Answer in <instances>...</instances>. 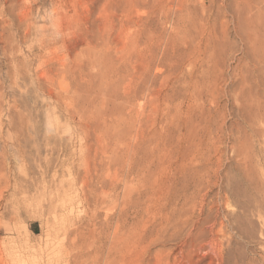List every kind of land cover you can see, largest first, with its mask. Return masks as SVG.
<instances>
[{"label": "rangeland", "instance_id": "rangeland-1", "mask_svg": "<svg viewBox=\"0 0 264 264\" xmlns=\"http://www.w3.org/2000/svg\"><path fill=\"white\" fill-rule=\"evenodd\" d=\"M221 221L264 264V0H0V264H216Z\"/></svg>", "mask_w": 264, "mask_h": 264}, {"label": "bare ground", "instance_id": "bare-ground-1", "mask_svg": "<svg viewBox=\"0 0 264 264\" xmlns=\"http://www.w3.org/2000/svg\"><path fill=\"white\" fill-rule=\"evenodd\" d=\"M219 7V6H218ZM237 11V10H236ZM242 11V10H241ZM244 11H246L244 9ZM242 11V12H244ZM248 11V9H247ZM251 11V10H250ZM249 11V12H250ZM234 12V11H232ZM239 14V11H237ZM252 13V11H251ZM234 14V13H233ZM242 14V13H241ZM248 14V13H247ZM254 15V14H253ZM235 16V15H234ZM239 16V15H238ZM255 17V16H253ZM237 18V17H236ZM239 18V17H238ZM248 19H250V16L247 17ZM246 18V19H247ZM242 19V18H241ZM240 21V20H239ZM248 21V20H247ZM251 22V20H250ZM249 22V24H250ZM252 25H250L251 27ZM243 27V26H241ZM245 27V26H244ZM249 27V25H248ZM249 27V28H250ZM246 30L248 31V29L246 28ZM246 30H243V31H246ZM254 30V29H253ZM241 32V31H240ZM19 182V181H18ZM16 184V183H15ZM35 184V183H34ZM51 184V183H50ZM21 185V184H20ZM19 186V184H18ZM17 186V188H18ZM9 187V186H8ZM16 187V185H15ZM33 187V186H32ZM32 187H30L29 185H21L20 187V190L21 192L23 193V195L25 194V196L27 194H31L32 193ZM14 188V187H13ZM45 188V187H44ZM43 188V189H44ZM36 189V190H35ZM34 191H35V194H36V191L39 192L40 189L39 187L37 186V188H35ZM14 191H16L15 189H13ZM42 190V189H41ZM2 191V190H1ZM45 191V190H43ZM50 191V190H49ZM13 193V192H12ZM21 193V194H22ZM40 193V192H39ZM43 193V192H42ZM38 194V193H37ZM20 195V194H19ZM33 195V194H32ZM31 195V196H32ZM25 196L23 198H25ZM29 196V195H28ZM18 197V196H17ZM15 198V197H14ZM22 198V199H23ZM18 199V198H16ZM15 199V200H16ZM27 199V197L25 198ZM30 199V198H29ZM29 199H27L29 201ZM53 199V198H52ZM20 201V200H19ZM18 201V203H19ZM26 201V200H25ZM54 201V200H53ZM22 202V201H21ZM20 202V203H21ZM23 202H24V199H23ZM22 202V203H23ZM52 202V201H51ZM66 202V201H65ZM54 203V202H53ZM51 204V203H50ZM54 205V204H53ZM59 205V204H58ZM55 206V205H54ZM50 207H53V206H50ZM16 209V208H15ZM14 209V210H15ZM55 211V209H54ZM196 213L195 211L192 212V214L184 219L182 216H179V217H170L168 216L167 219H166V224L162 227L163 230V233L161 232V234H157V237L155 239V241H163V238H164V235L165 233H167L168 235L166 236V238L164 239V243H170L172 244L169 248V252H174L176 249H177V245H181V249H184V248H188L189 246H193L194 242H196L200 237H202L205 233V230L203 229V226L200 224V221L199 220H194ZM13 216V215H12ZM218 223V222H217ZM217 223L214 222V227L212 229V237H211V240L209 242V244H211L212 246L215 247V250H216V264H240L233 256L232 254L230 253H227L225 254V252H222L220 249L222 248L221 247V242H220V238H219V230L221 231L222 230V226H223V222H219L218 225H220L221 229L220 228H216L217 226ZM215 228L217 229L215 231ZM161 229V230H162ZM160 230V231H161ZM174 242V244H173ZM179 243V244H178ZM76 252V251H75ZM184 252V251H182ZM91 253V252H90ZM73 254V253H72ZM158 254V253H157ZM156 254V256H157ZM81 255V254H79ZM79 255L78 254H74V258L72 260H74V264H82L83 263V260L82 261H79ZM155 256V255H154ZM84 257V256H83ZM97 259V258H95ZM71 260V261H72ZM86 260V258L84 259ZM143 261V259H141ZM86 262V261H85ZM87 263V262H86ZM85 264V263H84ZM100 264V263H98ZM145 264H163L161 262V259L155 257L154 258V261H147ZM211 264V263H210Z\"/></svg>", "mask_w": 264, "mask_h": 264}]
</instances>
